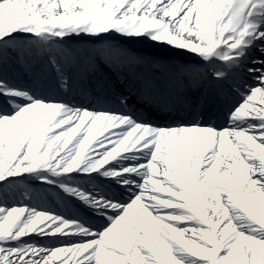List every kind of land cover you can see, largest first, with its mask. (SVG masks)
<instances>
[{
	"label": "snow or ice",
	"instance_id": "snow-or-ice-1",
	"mask_svg": "<svg viewBox=\"0 0 264 264\" xmlns=\"http://www.w3.org/2000/svg\"><path fill=\"white\" fill-rule=\"evenodd\" d=\"M0 264H264V0H0Z\"/></svg>",
	"mask_w": 264,
	"mask_h": 264
},
{
	"label": "bare ground",
	"instance_id": "bare-ground-1",
	"mask_svg": "<svg viewBox=\"0 0 264 264\" xmlns=\"http://www.w3.org/2000/svg\"><path fill=\"white\" fill-rule=\"evenodd\" d=\"M143 46H146V47H159V46H156V45H154V44H149V43H146V44H143ZM161 49H163L162 47H161ZM164 50V49H163ZM173 51V50H172ZM166 52H168V51H166ZM95 82V85L93 86V88L92 89H96L97 91L99 90L98 89V87H97V85H96V81H94ZM91 89V90H92ZM197 110H200L199 108H197L195 111H197ZM195 111L193 112V113H195ZM185 115H187V114H185ZM213 118V117H212ZM216 122H217V124H219V121L220 120H223V121H225V119H224V115H223V112H221V115L219 116V118H213Z\"/></svg>",
	"mask_w": 264,
	"mask_h": 264
},
{
	"label": "rangeland",
	"instance_id": "rangeland-1",
	"mask_svg": "<svg viewBox=\"0 0 264 264\" xmlns=\"http://www.w3.org/2000/svg\"><path fill=\"white\" fill-rule=\"evenodd\" d=\"M148 43L151 44V45L153 44V42H151V41H149ZM137 45H138V44L133 45L132 48H133V49H138V48H137ZM140 45L143 46V44H140ZM138 47H140V46H138ZM165 47H166V46H165ZM158 48L161 49L160 46H159ZM161 50H163V49H161ZM142 51H146V50H142ZM163 51H165V50H163ZM155 52L164 53V52H160V51H157V50H156ZM168 52H169V53H168ZM168 52H166L165 54H167V53L170 54L171 51H168ZM257 54H259V53H257ZM158 123H161V124H167L166 122H158ZM41 242H42V241H41Z\"/></svg>",
	"mask_w": 264,
	"mask_h": 264
}]
</instances>
